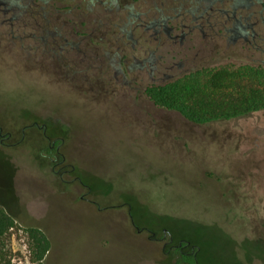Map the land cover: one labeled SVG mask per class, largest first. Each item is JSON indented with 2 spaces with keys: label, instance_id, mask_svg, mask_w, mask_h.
Wrapping results in <instances>:
<instances>
[{
  "label": "rangeland",
  "instance_id": "rangeland-1",
  "mask_svg": "<svg viewBox=\"0 0 264 264\" xmlns=\"http://www.w3.org/2000/svg\"><path fill=\"white\" fill-rule=\"evenodd\" d=\"M117 6L50 15L98 45ZM34 20L11 33L0 16V205L19 224L1 264H34L27 227L50 240L44 264H176L181 242L196 264H264V112L193 124L146 94L99 93L105 67L46 56Z\"/></svg>",
  "mask_w": 264,
  "mask_h": 264
},
{
  "label": "flooded vegetation",
  "instance_id": "flooded-vegetation-1",
  "mask_svg": "<svg viewBox=\"0 0 264 264\" xmlns=\"http://www.w3.org/2000/svg\"><path fill=\"white\" fill-rule=\"evenodd\" d=\"M63 1L0 0L1 23L12 33L18 28L21 17L38 19V24L35 22L32 27L37 34L31 35V39L41 41L39 44L43 45L46 56L53 59L75 56L79 59L75 63L77 67L87 56H92L98 66L105 67L109 77H106L107 83L104 79L96 80L99 93L146 94L149 87L164 85L200 69H204L207 82L212 74L236 73L241 68L264 73V0H155L153 8L144 9L135 8L138 0H115L120 21L115 24L114 32L103 31L98 45H83L84 35L80 29L69 26L70 29L65 30L64 21L59 26L54 24L50 15L53 11L74 14L86 0H77L72 6L71 0ZM112 1L90 0L103 6L104 11ZM58 4H61L60 9ZM132 24L135 25L131 27ZM108 33L116 37L114 42L107 38ZM70 36L77 42L70 41ZM193 50H197L195 56L204 52V65L197 60L189 64ZM185 69L187 73L177 76V72ZM110 72L113 78L108 75ZM261 112L264 108L245 115L255 116ZM178 247L185 253L182 242L174 249Z\"/></svg>",
  "mask_w": 264,
  "mask_h": 264
},
{
  "label": "trees",
  "instance_id": "trees-1",
  "mask_svg": "<svg viewBox=\"0 0 264 264\" xmlns=\"http://www.w3.org/2000/svg\"><path fill=\"white\" fill-rule=\"evenodd\" d=\"M146 94L158 106L180 112L186 119L196 123H208L243 116L253 110L264 108V73L241 68L234 72L212 74L204 80V69L186 74L161 86L147 89ZM19 224L0 205V247L5 244L9 231ZM30 261L44 264L50 250V240L39 227H27ZM190 251L182 253L180 247L176 264H196L199 248L189 243ZM4 260L0 255V264Z\"/></svg>",
  "mask_w": 264,
  "mask_h": 264
},
{
  "label": "crops",
  "instance_id": "crops-1",
  "mask_svg": "<svg viewBox=\"0 0 264 264\" xmlns=\"http://www.w3.org/2000/svg\"><path fill=\"white\" fill-rule=\"evenodd\" d=\"M46 260V259H45Z\"/></svg>",
  "mask_w": 264,
  "mask_h": 264
}]
</instances>
